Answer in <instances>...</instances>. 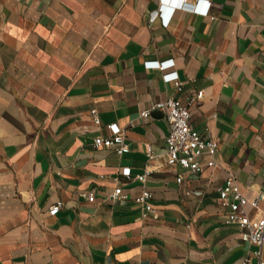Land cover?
Here are the masks:
<instances>
[{
  "label": "crops",
  "instance_id": "1",
  "mask_svg": "<svg viewBox=\"0 0 264 264\" xmlns=\"http://www.w3.org/2000/svg\"><path fill=\"white\" fill-rule=\"evenodd\" d=\"M206 2L209 15L181 0H0V264L260 263L225 223L219 187L232 172L248 196L264 191V0ZM161 4L176 7L167 26L150 20ZM199 90L190 123L218 147L214 166L191 173L167 162L164 113H141ZM92 109L102 125L82 133ZM110 123L130 144L122 156L94 145ZM91 188L95 202L81 194ZM144 190L155 215L135 201Z\"/></svg>",
  "mask_w": 264,
  "mask_h": 264
},
{
  "label": "built area",
  "instance_id": "2",
  "mask_svg": "<svg viewBox=\"0 0 264 264\" xmlns=\"http://www.w3.org/2000/svg\"><path fill=\"white\" fill-rule=\"evenodd\" d=\"M199 2L202 0H198ZM198 2V3H199ZM198 3H193L190 0H181V8L191 11H200L201 14L209 15L211 10V2H206V7L202 10L198 9ZM176 10L175 6L161 4L160 7L151 12L150 20L153 22L157 18L162 20L164 25H168ZM174 65V60L166 61H149V68H157L165 70ZM164 78L167 81H174L178 91H182L183 83L179 80L177 72L166 73ZM204 97V90H199L189 98L185 103L177 97H170L164 101H158L152 104L148 109L144 110L141 115L148 119L155 112H163L167 121L169 132L166 136L167 162L170 165H177L191 173H199L205 165L214 166L216 164V152L218 143L214 138H205L202 133L194 128L190 123L191 105L197 100ZM91 124L79 127L82 133L96 132L102 125L101 117L97 109H92L90 112ZM107 129L110 132L109 136L97 134L94 137V145L96 148H110L118 155L122 156L128 153L131 148L127 141L123 129L117 123L107 124ZM146 154L149 158L154 156L153 145L151 142L146 143ZM150 169H146L144 173L136 175V178L142 182H146L151 174ZM122 174L127 178H132L131 167H124ZM184 173L178 174V182H182ZM88 202H95L97 189L81 193ZM123 188L117 186L113 192L109 194V198L117 200L124 197ZM219 197L222 203L228 208L225 214V223L235 224L239 227L242 239L257 246L259 249L254 253L260 258L259 264H264L261 258V249L264 247V210L261 216H254L252 209H260L264 205V191L258 195L250 197L244 193L240 183L235 178L232 172L229 173L225 182L219 187ZM153 193L144 190L136 196V203L140 204L143 209V215L146 217L150 214L155 215V207L152 203ZM63 206V201L56 202L49 209L50 215H57ZM242 264H251L250 258H246Z\"/></svg>",
  "mask_w": 264,
  "mask_h": 264
}]
</instances>
